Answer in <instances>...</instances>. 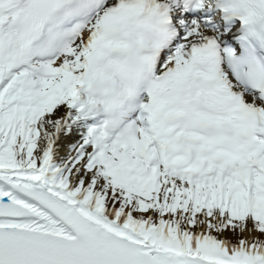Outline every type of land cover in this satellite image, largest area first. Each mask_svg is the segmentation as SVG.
Wrapping results in <instances>:
<instances>
[{
    "label": "snow or ice",
    "instance_id": "1",
    "mask_svg": "<svg viewBox=\"0 0 264 264\" xmlns=\"http://www.w3.org/2000/svg\"><path fill=\"white\" fill-rule=\"evenodd\" d=\"M0 264H264V0H0Z\"/></svg>",
    "mask_w": 264,
    "mask_h": 264
}]
</instances>
